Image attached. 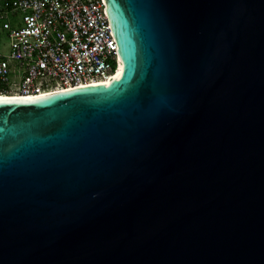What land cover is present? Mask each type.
Masks as SVG:
<instances>
[{"label":"water","instance_id":"1","mask_svg":"<svg viewBox=\"0 0 264 264\" xmlns=\"http://www.w3.org/2000/svg\"><path fill=\"white\" fill-rule=\"evenodd\" d=\"M103 1L108 83L0 97V264H264V0Z\"/></svg>","mask_w":264,"mask_h":264},{"label":"built area","instance_id":"2","mask_svg":"<svg viewBox=\"0 0 264 264\" xmlns=\"http://www.w3.org/2000/svg\"><path fill=\"white\" fill-rule=\"evenodd\" d=\"M103 0H0V97L108 83L118 45Z\"/></svg>","mask_w":264,"mask_h":264},{"label":"rangeland","instance_id":"3","mask_svg":"<svg viewBox=\"0 0 264 264\" xmlns=\"http://www.w3.org/2000/svg\"><path fill=\"white\" fill-rule=\"evenodd\" d=\"M0 52L3 54H8L9 50H8V43L3 42L2 44H0Z\"/></svg>","mask_w":264,"mask_h":264},{"label":"snow or ice","instance_id":"4","mask_svg":"<svg viewBox=\"0 0 264 264\" xmlns=\"http://www.w3.org/2000/svg\"><path fill=\"white\" fill-rule=\"evenodd\" d=\"M3 102H4V103H11V102H13V101H10V100H7V99H6V100H4ZM15 102H22V101H15Z\"/></svg>","mask_w":264,"mask_h":264},{"label":"bare ground","instance_id":"5","mask_svg":"<svg viewBox=\"0 0 264 264\" xmlns=\"http://www.w3.org/2000/svg\"><path fill=\"white\" fill-rule=\"evenodd\" d=\"M119 68V67H118ZM106 84V83H105ZM61 91H68V90H59V91H55V92H53V93H51V94H55V93H59V92H61ZM51 94H49V95H51Z\"/></svg>","mask_w":264,"mask_h":264}]
</instances>
